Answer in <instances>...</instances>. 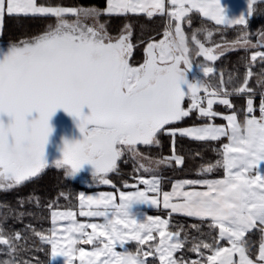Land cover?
<instances>
[{"label":"snow or ice","instance_id":"6c2138e0","mask_svg":"<svg viewBox=\"0 0 264 264\" xmlns=\"http://www.w3.org/2000/svg\"><path fill=\"white\" fill-rule=\"evenodd\" d=\"M257 11L264 14L251 0L232 18L220 0H106L102 7L0 0V24L6 16L55 18L10 41L0 59V115L9 117L7 123L0 119V189L24 186L50 166L71 177L85 164L92 165L95 182L114 189L80 191L75 203L60 191L67 201L62 207L58 199L41 205L34 193L17 197L21 207L5 211V220L42 219L23 207L34 204L50 210L51 227L0 226V264H42L32 257L44 244L65 264H264V26L249 28ZM197 13L204 19L191 27ZM113 14H144L148 22L126 19L113 34L102 19ZM229 28L235 38L223 44L212 39ZM134 48L142 50L139 59ZM235 50L243 51L232 70L217 69L213 62ZM234 96L244 98L239 108ZM57 109L78 122L83 138L65 139L62 158L49 164L45 145ZM193 116L201 122L188 124ZM183 138L211 146L217 158L195 169L197 178L175 179L164 190L163 167L176 169L188 156L202 155L190 148L179 152ZM221 138L226 142L219 147L209 145ZM165 139L171 155L163 154ZM140 145L160 152H143ZM126 156L139 174L121 187L109 174H122L119 161ZM217 170L222 175L208 177ZM139 204H162L166 216L140 219L133 211ZM173 214L196 222L173 223Z\"/></svg>","mask_w":264,"mask_h":264},{"label":"trees","instance_id":"16d2710c","mask_svg":"<svg viewBox=\"0 0 264 264\" xmlns=\"http://www.w3.org/2000/svg\"><path fill=\"white\" fill-rule=\"evenodd\" d=\"M42 2H47V0H42ZM51 3H62L65 6H71L74 4H82V5H92L95 4L96 6H106V0H50ZM256 8H264V2H259L254 5ZM72 17V16H71ZM130 19H139V22H148V18L144 15H135L129 17ZM125 16L122 14H113L110 18L105 15L102 19H106L108 21L107 26L109 31L115 34L118 29L122 26L124 22H126ZM204 18L200 17L199 14H195L191 27L199 26L200 22ZM159 22V18H157ZM55 18L52 16H42L36 19H25L23 21H18L14 18L5 17L3 23V30L2 35L0 37V42H10L14 41L17 38H22V33H30L35 34V32L42 30L47 23H54ZM23 24L24 27L20 25ZM264 26V14H260L258 11L255 12L252 17L250 18L249 28L250 31H256ZM185 30L187 32L191 31V27L187 24L184 25ZM160 34L162 35V24L159 27ZM137 31H134V35L132 37L133 42H135ZM237 32L233 28H229L224 32L213 33V40L216 43L223 44L224 40H229L235 38ZM203 38V37H201ZM255 39V37H253ZM243 50H235L229 51L224 54V56L219 57L217 61L214 62V65L218 69H224L225 73L227 71L232 70L234 62L237 60L238 56L242 54ZM142 56V50L134 48V59H139ZM195 60L200 61L203 57H194ZM243 70V69H241ZM257 70L254 68V71ZM254 84V80L250 81ZM259 95V93H257ZM235 101L237 108H239L244 103L243 97H232ZM255 103L259 102V97L255 98ZM215 108L219 110H224V106L216 104L214 105ZM193 121L196 123H200L201 121L196 120L195 116H193L190 120H188V124H191ZM217 123H225L222 118L216 119ZM226 142V138H221V141L218 142H209V145L215 143L216 147H219V143ZM140 150L149 154L156 155L160 152L159 149L152 148L149 149L145 146H139ZM178 151L183 153L186 148H190L193 151H201V156H188L186 158V163L183 166H177L176 169L164 167L162 168V174L166 179L162 183V188L164 190H171V183L175 179H182V178H197V169L202 163L208 162L210 160H215L216 154L212 151L211 146L205 147L201 142L193 141L189 138H183L178 141L177 144ZM163 154L171 155V147L170 142L165 139L164 147H163ZM128 160L127 163L124 161ZM119 166L123 170L120 176H117L115 173H112L109 178L113 179L114 183L123 187L121 181L123 179H129L130 182L133 181V176L139 173H132L133 163L129 157H124L119 161ZM131 173V175H130ZM209 178H213L218 175H222V170H217L212 173L207 174ZM110 187L106 185H95L89 184L85 182L78 181L73 177L65 178L63 176V171L61 169L50 168L48 169L43 175H41L38 179L31 181L24 186L15 187L12 190H2L0 189V226L12 229H20L24 225L31 223L37 230L47 229L51 227V218H50V210L46 207H40L37 209L34 204H26L23 207L26 209H32L33 211L39 212L42 214V219H36L33 217L25 216L23 220L17 221L12 217L7 218L6 220L3 217V213L7 211L9 208H19L21 207L17 203V197L24 196L26 197L29 193H34L41 198V205H46L47 203L51 202L52 200H57L59 205L62 207L67 203L63 197H59L60 191H67L71 193V199L73 203L76 202L78 197V193L80 191L84 192H96L98 190L108 189ZM7 205V207H5ZM56 205H54L55 207ZM151 215H161L166 216V211L163 208H160L156 211H149ZM173 223L176 222H184L186 225L191 223H195L196 221L192 218H187L180 214H173L172 217ZM35 243L40 244L38 238H35ZM135 245L129 244V247H134ZM44 251L41 252H34V256L32 258L38 257L42 264H51V249L50 246L44 244L41 245ZM2 255V254H0ZM151 259V258H150Z\"/></svg>","mask_w":264,"mask_h":264},{"label":"water","instance_id":"95a60500","mask_svg":"<svg viewBox=\"0 0 264 264\" xmlns=\"http://www.w3.org/2000/svg\"><path fill=\"white\" fill-rule=\"evenodd\" d=\"M9 42H0V59H3L4 56L9 51ZM85 114L89 111V109L85 106L83 109ZM33 115H36L33 113ZM0 119H2L5 123L9 120L7 114L0 115ZM53 131L50 133L48 137V141L45 145V160L51 164L55 160H59L62 158V149L64 147V140L67 139L69 141L79 140L83 138V135L80 133L77 127V121L68 113H66L63 109H57V111L53 114L49 121ZM143 146V145H140ZM139 147V146H138ZM55 168L54 166H50L46 168L40 175H43L48 169ZM93 167L90 164H85L82 166L79 172H77L74 176V179L90 183V184H98L92 179ZM112 173L109 174V176ZM38 177V178H39ZM38 178H33L31 181H34ZM25 182V184L31 182ZM19 187V186H18Z\"/></svg>","mask_w":264,"mask_h":264},{"label":"crops","instance_id":"0c3cea01","mask_svg":"<svg viewBox=\"0 0 264 264\" xmlns=\"http://www.w3.org/2000/svg\"><path fill=\"white\" fill-rule=\"evenodd\" d=\"M220 2H221V5L225 9V14L229 18H232V17H237V16L241 15L242 13L246 12L248 0H220ZM251 2L253 3V5H255L256 2H264V0H251ZM3 23H4V21H3ZM3 23L0 24V37L2 35ZM257 97H259V95H257L256 98ZM224 122L226 123V121H224ZM261 169L264 170V163H262ZM140 186L143 187V185H140ZM108 187H110V188H108L106 190L104 189L101 191H114V189L111 186H108ZM125 190H128V189H125ZM101 191H96V192H92V193H98ZM161 198H162V196H161ZM160 208H163L162 204L160 205L159 208H157L156 206L148 205V204L133 205V211L137 212L139 214L140 219L144 218V214L151 215V214H149V211H156ZM80 218L84 219L82 217H80ZM131 243H134V242H129V244H131Z\"/></svg>","mask_w":264,"mask_h":264},{"label":"rangeland","instance_id":"374dc122","mask_svg":"<svg viewBox=\"0 0 264 264\" xmlns=\"http://www.w3.org/2000/svg\"><path fill=\"white\" fill-rule=\"evenodd\" d=\"M256 3H259V2H256ZM136 15H144V14H136ZM68 18H70V19H72V18H74V17H71L70 15H69V17ZM214 63V62H213ZM218 69V68H217ZM195 71V70H194ZM197 74H199V73H197ZM164 168V167H163ZM72 177V176H71ZM99 185V184H98ZM107 186V185H106ZM106 190V189H105ZM98 191H101V190H98ZM84 192V191H83ZM89 193H92V192H89ZM78 219H81L80 217H78ZM89 231H90V229H89ZM131 244H133L134 245V243H131ZM85 247H89V246H85ZM150 259V258H149ZM51 264H65V258L64 257H62V256H57V257H55V258H51ZM76 264H78V260H77V262H76Z\"/></svg>","mask_w":264,"mask_h":264}]
</instances>
